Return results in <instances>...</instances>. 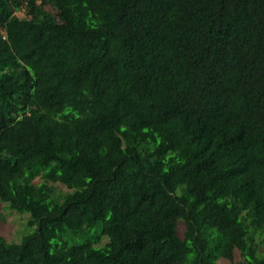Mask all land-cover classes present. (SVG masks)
Returning <instances> with one entry per match:
<instances>
[{
    "label": "trees",
    "instance_id": "1",
    "mask_svg": "<svg viewBox=\"0 0 264 264\" xmlns=\"http://www.w3.org/2000/svg\"><path fill=\"white\" fill-rule=\"evenodd\" d=\"M0 203V264H264V0H0Z\"/></svg>",
    "mask_w": 264,
    "mask_h": 264
},
{
    "label": "rangeland",
    "instance_id": "2",
    "mask_svg": "<svg viewBox=\"0 0 264 264\" xmlns=\"http://www.w3.org/2000/svg\"><path fill=\"white\" fill-rule=\"evenodd\" d=\"M18 16L21 18H25V15L21 12L18 13ZM59 188L66 192L67 189L59 186ZM29 215H20L15 211H10L5 207V205L0 203V235L4 236L8 242L20 243L22 235H26L32 232L30 228L27 227L26 222L28 220ZM26 225V226H25ZM180 232L183 233L184 225L180 224ZM84 238L78 240L83 241ZM104 243V241H103ZM241 256L240 252H235V261H240ZM218 264H230L227 260H220Z\"/></svg>",
    "mask_w": 264,
    "mask_h": 264
}]
</instances>
